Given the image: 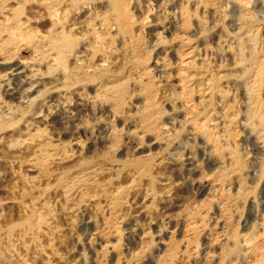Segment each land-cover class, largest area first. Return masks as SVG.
Here are the masks:
<instances>
[{
  "label": "rangeland",
  "instance_id": "1",
  "mask_svg": "<svg viewBox=\"0 0 264 264\" xmlns=\"http://www.w3.org/2000/svg\"><path fill=\"white\" fill-rule=\"evenodd\" d=\"M0 264H264V0H0Z\"/></svg>",
  "mask_w": 264,
  "mask_h": 264
}]
</instances>
